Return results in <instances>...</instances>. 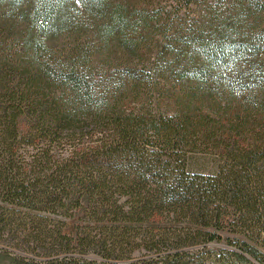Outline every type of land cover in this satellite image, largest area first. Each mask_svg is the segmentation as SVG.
<instances>
[{
  "label": "trees",
  "instance_id": "trees-1",
  "mask_svg": "<svg viewBox=\"0 0 264 264\" xmlns=\"http://www.w3.org/2000/svg\"><path fill=\"white\" fill-rule=\"evenodd\" d=\"M0 264H264V0H0Z\"/></svg>",
  "mask_w": 264,
  "mask_h": 264
},
{
  "label": "rangeland",
  "instance_id": "rangeland-1",
  "mask_svg": "<svg viewBox=\"0 0 264 264\" xmlns=\"http://www.w3.org/2000/svg\"><path fill=\"white\" fill-rule=\"evenodd\" d=\"M81 214H75L73 217L71 218H67L64 220L65 222V229L64 231L66 233H74V228L76 225L80 224L79 222V218H80Z\"/></svg>",
  "mask_w": 264,
  "mask_h": 264
}]
</instances>
